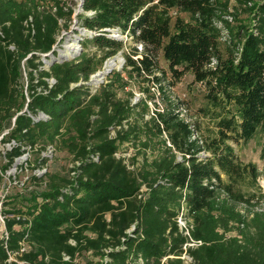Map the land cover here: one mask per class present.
<instances>
[{
	"label": "trees",
	"instance_id": "1",
	"mask_svg": "<svg viewBox=\"0 0 264 264\" xmlns=\"http://www.w3.org/2000/svg\"><path fill=\"white\" fill-rule=\"evenodd\" d=\"M231 1L83 0L81 50L68 60L53 50L73 18L68 0H0V133L17 143L0 169L26 151L27 167L46 169L48 145L71 162L32 171L25 193L5 201L24 218L6 220L0 264L19 241L17 257L31 264H183L182 210L202 242L188 249L194 264H264L260 171L232 145L264 131V0ZM114 31L136 43L123 51L128 80L144 74L163 90L190 72L203 85L206 103L190 120L175 103L149 115L146 97L118 96L127 84L118 71L91 92L90 75L126 47Z\"/></svg>",
	"mask_w": 264,
	"mask_h": 264
},
{
	"label": "rangeland",
	"instance_id": "2",
	"mask_svg": "<svg viewBox=\"0 0 264 264\" xmlns=\"http://www.w3.org/2000/svg\"><path fill=\"white\" fill-rule=\"evenodd\" d=\"M79 3L80 0H68V4L73 7L74 14L72 15V21L69 26L68 30L62 29L57 42L53 46V50L55 51V58L58 59V54L61 55V53H66L65 51L59 52V49H64V46L69 43H76V33H74V30H78L79 27L77 23V17L75 16L78 13H81V9H79ZM234 1H231V4H233ZM116 34V32L114 31ZM88 32H85V34L82 36L84 38ZM111 34V33H110ZM118 34V38L123 39L125 42V48L118 52L115 55V66L109 69V71L106 74H102L99 77L100 83H104L111 76L110 73L113 71H118L122 73V77L124 81L127 82L126 87L124 88V91H118V96L125 97L127 93L131 92L132 96L130 97L132 103L137 102L139 99L145 98L147 99L148 104V113L149 115L152 114L157 109H161L165 105H169L170 102L175 103L180 106V116L186 118L187 120H190L193 116V112L196 108H198L201 105H204L206 103L204 99V87L200 83H194L193 82V75L190 72H186L180 80L175 84V86L170 87L167 85V81L161 82V85L163 86V90L159 88V84H154L152 81L145 80L144 74L135 76L131 80H128V76L126 73L121 72L124 58H123V51H128L130 47L136 46V43L132 42L129 37H127L125 34ZM78 35V34H77ZM138 49L140 48L139 45L137 46ZM69 47H66V49ZM88 51H95V47L92 45H89ZM62 56V55H61ZM65 57V56H64ZM43 58L49 59V57H43L41 56V60ZM123 58V61H121ZM61 59V58H60ZM71 59L68 57V60ZM108 60V59H107ZM104 64L100 69L97 71H102ZM160 64L163 67H166L165 62L160 59ZM44 69H48L47 64H43L42 66ZM96 71V72H97ZM158 74V73H157ZM28 81V74H27V68L26 64L22 61L21 63V79L20 83L23 86V92L26 97L28 98V91L26 89ZM91 88V84L89 85ZM93 86V84H92ZM95 86V85H94ZM144 89H148L149 93L144 91ZM93 90V88H91ZM148 96H151L152 98H147ZM13 120V119H12ZM5 131V129L2 131V133ZM0 133V134H2ZM236 153L240 157V159L244 162H252L254 163L259 171L260 174L257 179L258 186L260 187L261 191L264 190V158H261V153H264V131H261L257 133L251 140L248 142H239L238 144L232 143ZM127 147H129L127 150H125ZM121 151L125 150L123 153H125L126 156L134 155L135 149L131 147L130 145H123L121 147ZM6 151L5 146L0 144V166L5 165L8 161L7 158L3 156V153ZM122 153V152H121ZM43 155V154H42ZM31 159L33 161V156H27V159L25 161L19 160V161H13L12 164L8 166L6 169V172L4 173L3 180L0 183V194L4 192V194L7 196L8 201L12 200V198H15V195L17 193L22 192V185L25 183V185H28V176L31 174V172H35L37 174L43 173L45 170H51L55 169L56 171H65L67 167L70 166V157L66 154V152L61 150H56L51 157H48V160L45 165V170H32L30 167H27L26 161ZM142 159L141 155H138L136 158V165L140 163ZM27 183V184H26ZM30 189V188H29ZM32 189V188H31ZM23 194L25 192H22ZM21 199V196L19 197ZM23 202H17V207H24ZM9 207V206H8ZM259 207V206H258ZM258 209V208H257Z\"/></svg>",
	"mask_w": 264,
	"mask_h": 264
},
{
	"label": "built area",
	"instance_id": "3",
	"mask_svg": "<svg viewBox=\"0 0 264 264\" xmlns=\"http://www.w3.org/2000/svg\"><path fill=\"white\" fill-rule=\"evenodd\" d=\"M78 29H79V27H78ZM76 43H77V46H78L77 50L79 51V49L81 48L80 41H77V39H76ZM100 72L101 71H97V72L91 74L90 77H89L88 82H86V84H88V85L91 84V88H93V90H91V92H94L96 90V88L98 87V85L100 84V80L101 79H99V81L97 83H95L94 80H93L94 78H97V76H98V74ZM47 82H48V86L50 87V86H52L55 83V80L52 77H50V78L47 79ZM92 84H93V86H92ZM7 132H8V130H5L2 134H0V144L5 146V149H6V151L3 153L4 157L6 156L5 154H6L7 151H11L12 148L17 146V143H16V141L13 138H11L9 140H5L4 135ZM53 153H54V147L52 145H48L45 148V150L42 152L43 156H46V157H51ZM27 156H29V153L26 151L22 155H20L18 157H15L13 161H19V160L25 161L27 159ZM41 170L44 171L45 169L43 168ZM38 171H40V170H38ZM5 172H6V170L2 171L0 169V173H1L2 177H4V173ZM146 190H147V188L144 185H142V187L140 189V193H142V192H144ZM263 193H264V190H263ZM139 197H140V194H139ZM7 200H8V198L4 194V192L1 193L0 194V237L1 238L4 237L6 239H7V236H8V231H7V227H6V220H8L9 218L16 219V220L20 219L21 217H22V219L24 218L21 214H17V213H14V212H6L5 211L7 208H9V207H6L4 205L5 201H7ZM176 221H177V225L179 227V230L186 237V242L182 246V252L180 253V255L177 256V258L181 259L183 264H194V260H193L192 256L189 254L188 249L189 248H194V247L200 245L202 242L200 240H194L191 237L190 232H189V223L191 222V220L190 219H186L184 217V211L183 210L178 215ZM14 227L17 228V225H15ZM134 228H135V225H132L127 230V233H131ZM18 244H19V248H18L17 251L8 252V258H7L6 262L8 264H10L11 262H15L17 264H31V263H29V262H27L25 260H21V259H19L17 257V255H21V253L27 249V244L24 241H19ZM3 245H4L5 248L7 247V243L6 242H3ZM64 259H68V257L64 256ZM164 260H165V258L163 259V261Z\"/></svg>",
	"mask_w": 264,
	"mask_h": 264
},
{
	"label": "bare ground",
	"instance_id": "4",
	"mask_svg": "<svg viewBox=\"0 0 264 264\" xmlns=\"http://www.w3.org/2000/svg\"><path fill=\"white\" fill-rule=\"evenodd\" d=\"M75 41H76V38H75ZM66 47H69L66 49ZM78 49V46H77V43H69L67 45L64 46V49H59V52L61 53V51H65L66 53H61L58 54V59H65V58H68V57H73L76 53H77V50ZM65 56V57H64ZM122 61V60H121ZM115 57L114 59H108L106 60L105 64H104V67H103V70L98 74V76H101L102 74H106L109 69H111L112 67L115 66ZM99 77L98 78H94V82L97 83L99 81Z\"/></svg>",
	"mask_w": 264,
	"mask_h": 264
},
{
	"label": "water",
	"instance_id": "5",
	"mask_svg": "<svg viewBox=\"0 0 264 264\" xmlns=\"http://www.w3.org/2000/svg\"><path fill=\"white\" fill-rule=\"evenodd\" d=\"M82 1H83V0H80V3H79V7H80L79 9H81V10H82ZM109 36H112V37L118 38V34H117V33L115 34L114 32L111 33V34H109ZM78 39H79V38H77V41H78ZM80 50H81V48L79 49V51H80ZM114 57H115V56H114ZM114 57L111 58V59L113 60ZM122 60H123V58H122ZM13 120H14V118H13Z\"/></svg>",
	"mask_w": 264,
	"mask_h": 264
}]
</instances>
